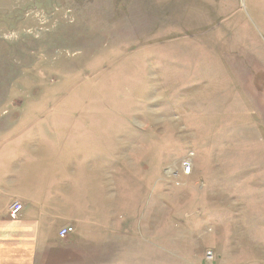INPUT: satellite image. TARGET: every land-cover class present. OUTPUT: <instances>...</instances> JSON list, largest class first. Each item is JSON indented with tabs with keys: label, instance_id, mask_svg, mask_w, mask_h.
<instances>
[{
	"label": "rangeland",
	"instance_id": "374dc122",
	"mask_svg": "<svg viewBox=\"0 0 264 264\" xmlns=\"http://www.w3.org/2000/svg\"><path fill=\"white\" fill-rule=\"evenodd\" d=\"M70 147L41 264H264V0H0V163Z\"/></svg>",
	"mask_w": 264,
	"mask_h": 264
},
{
	"label": "crops",
	"instance_id": "0c3cea01",
	"mask_svg": "<svg viewBox=\"0 0 264 264\" xmlns=\"http://www.w3.org/2000/svg\"><path fill=\"white\" fill-rule=\"evenodd\" d=\"M38 149L40 148H35V150L29 152L34 153V157L26 159L19 164L12 163L11 159V155L18 152L16 150L7 151V161L0 163L2 164L0 165V264H41L44 253L56 250L54 248L56 245L60 247L65 244L53 242V239L67 241V239L72 237L73 239L76 238L74 237V232L66 239H60L58 237V229L56 231L55 228L44 225V221L47 218L53 217L54 213L60 210H57L58 207L43 196V175L39 171L37 163L44 157L52 160L53 154L56 155L54 161L61 163L63 157L60 154L66 153L68 155L70 153L71 155L74 154L75 157L77 152H74L72 147L61 153L60 151H52V149L47 148H45L47 151H44L43 148ZM67 159L73 161L72 157H67ZM75 162L77 164L82 163L79 160ZM87 164L82 165L81 171L84 178L83 195L86 201L82 216L85 219H88L86 215L90 214L92 201H94L95 197L103 195L101 186L106 184L104 179L94 178L91 175L96 173L94 172L97 169L94 168L96 167V161H94V164L89 163L88 167H86ZM15 198L20 200L23 209L20 218L12 221L8 216L7 209L10 201ZM65 203L64 211L66 213L62 212L61 223L75 222L77 215L74 203L70 204V206L67 201ZM45 207L47 208L44 209ZM76 208L78 209V207ZM89 225H87L89 228L88 232L91 233L92 229Z\"/></svg>",
	"mask_w": 264,
	"mask_h": 264
},
{
	"label": "built area",
	"instance_id": "2783aa9c",
	"mask_svg": "<svg viewBox=\"0 0 264 264\" xmlns=\"http://www.w3.org/2000/svg\"><path fill=\"white\" fill-rule=\"evenodd\" d=\"M181 169H182L183 176L189 175V173L191 171V165H190L189 161H187V159L182 161ZM21 210H22V205L18 202H14L9 209L10 217L13 219L17 218L19 216ZM74 232H75V230L73 227L65 226L58 231V237L60 239H66L68 236L74 234Z\"/></svg>",
	"mask_w": 264,
	"mask_h": 264
}]
</instances>
